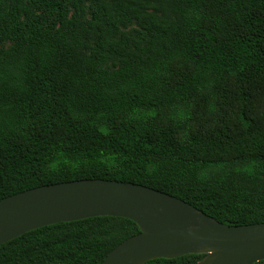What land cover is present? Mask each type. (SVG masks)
Instances as JSON below:
<instances>
[{
    "label": "trees",
    "instance_id": "trees-1",
    "mask_svg": "<svg viewBox=\"0 0 264 264\" xmlns=\"http://www.w3.org/2000/svg\"><path fill=\"white\" fill-rule=\"evenodd\" d=\"M88 178L264 222V0H0V200ZM139 231L50 224L1 244L0 264H100Z\"/></svg>",
    "mask_w": 264,
    "mask_h": 264
},
{
    "label": "water",
    "instance_id": "water-1",
    "mask_svg": "<svg viewBox=\"0 0 264 264\" xmlns=\"http://www.w3.org/2000/svg\"><path fill=\"white\" fill-rule=\"evenodd\" d=\"M96 216L126 217L140 227L100 264H144L197 253L205 255L195 264L264 260V222L230 225L159 189L102 178L45 184L2 198L0 245L36 228Z\"/></svg>",
    "mask_w": 264,
    "mask_h": 264
}]
</instances>
